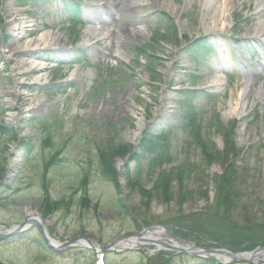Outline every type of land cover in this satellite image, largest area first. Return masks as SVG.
<instances>
[{"label": "rangeland", "instance_id": "obj_1", "mask_svg": "<svg viewBox=\"0 0 264 264\" xmlns=\"http://www.w3.org/2000/svg\"><path fill=\"white\" fill-rule=\"evenodd\" d=\"M134 1L141 7L137 16L143 21L130 15L126 27L132 35L117 48L115 57H107L90 50L97 40L88 35L92 11L86 0H48L27 7L16 0H0L1 50L12 42L6 28L12 12L32 17L30 21L38 18L46 27L43 32L60 36L59 47L70 53L62 58L46 54L52 69L41 75L45 85L29 91L30 102L21 111L7 110L0 96V229L15 228L37 214L60 242L87 236L112 246L154 224L174 233L179 220L195 215L204 219L215 211L222 197L217 181L225 172L235 173L233 193H239L232 224L245 228L244 222L250 219L264 224V101L257 97L264 89V67L248 62L249 54L264 47L243 41H258L260 36L256 30L260 20L252 17L258 1L229 5L225 25L214 35L204 29L205 14L224 11V0L213 1L217 4H209L206 11L201 0ZM76 6L80 12L72 18L68 11ZM164 15L174 20L177 38L160 24ZM71 20L75 29L69 25ZM114 28L111 24L106 30ZM199 40L224 59L234 50L251 46L249 54L225 64L227 80L216 88L211 76L225 65L216 62L213 54L193 56L191 47ZM26 41L27 36L16 45ZM138 54H145L146 61L139 62ZM239 63L244 64L238 67ZM3 67L1 62L0 84L9 88V81H3L2 75H7ZM151 79L156 86L150 85ZM187 90H195L192 99L182 98ZM43 101L46 107L37 110ZM190 107L199 114L191 131L180 125L184 108L188 115L193 111ZM198 128L199 145L192 137ZM168 130L170 160L151 170L146 161L138 175V161L132 158L142 156V140L147 135L159 138ZM113 142L132 147L114 160L117 185L101 170L99 158V149L108 150ZM172 171L176 180L166 199L157 186L160 180L166 183ZM161 172L166 173L164 178ZM218 244L227 248L224 242ZM154 249L150 245L142 251L107 252L105 260L107 264H145L146 252ZM95 258L85 248L50 250L35 227L0 242V264H94ZM185 262L192 259L181 255L171 264Z\"/></svg>", "mask_w": 264, "mask_h": 264}, {"label": "bare ground", "instance_id": "obj_2", "mask_svg": "<svg viewBox=\"0 0 264 264\" xmlns=\"http://www.w3.org/2000/svg\"><path fill=\"white\" fill-rule=\"evenodd\" d=\"M213 1L220 2V0H201L205 11L210 10L207 8L209 4H217L212 3ZM224 1H226L227 5L224 11L216 9L214 15H211V12H208V15L205 14L207 25L204 29L210 35H214L215 32L224 27L227 14L230 11L229 5L243 6L240 0ZM257 1L258 8L252 17L260 20L256 30L260 31L259 44L264 46V2L261 4L259 0ZM85 5L92 11V15L88 18V23L91 25L88 35L97 40L96 44L90 47V50L95 55L115 57L117 48L121 44L126 43L125 40L132 35L131 30L126 27V22L130 15L136 16L139 23L143 21V18L137 16V10L141 9V7L134 0H86ZM146 8H148V5L144 9ZM30 19L32 17H24L12 12L8 13L6 28L8 35L12 37V42L8 45L7 50L4 51L1 50L0 45V63L4 62L2 72L7 73L5 76L2 75L3 81L6 79L10 83L9 88L4 87V84H0V96L7 110L21 111V108L27 102H30L29 91L35 86L41 88L45 85V83H41L43 80V76L41 75L50 70V67L47 65L49 59L46 58V54L55 55L58 58L70 54L59 47L61 44L60 36L44 33L43 31L46 27L39 22V19L36 18L32 21ZM111 24H114L115 28L109 32L106 30V27ZM49 29H53V25H50ZM35 34L36 38L32 41L25 42V45L22 46L16 45L17 42L23 40V37ZM254 39L252 38V40ZM248 40L249 38L243 39L245 42ZM238 53L236 52L234 55ZM233 57V55L230 56L224 63H229ZM245 68L247 69V67ZM218 86L220 87L222 84L218 83ZM257 97L258 100L262 99L264 101V89L257 93ZM42 107H46L44 101L37 107V110H41ZM32 110L30 109V111ZM32 216L40 220L37 215L34 214ZM156 232L154 235L145 236V238L148 239L149 236L157 238L156 244L159 247L161 242L178 245L174 239L168 236L167 232L160 230ZM132 245L138 246L139 242L134 241L131 243ZM259 259L262 260V258Z\"/></svg>", "mask_w": 264, "mask_h": 264}, {"label": "trees", "instance_id": "obj_3", "mask_svg": "<svg viewBox=\"0 0 264 264\" xmlns=\"http://www.w3.org/2000/svg\"><path fill=\"white\" fill-rule=\"evenodd\" d=\"M21 4H26L30 1H37V0H17ZM1 6V5H0ZM1 22V17H0ZM169 26L165 27V30H169L170 34L177 38L178 32L177 29L172 27L173 20L168 19ZM138 58H142L138 55ZM153 83H155V80H153ZM186 112L184 113V116H186ZM188 123L189 126L192 128L194 123L197 120V117L194 113H190L188 115ZM169 132L165 133L161 137L153 138V136L147 135L145 140H142L141 142V151L142 156L140 158L133 156L132 160L136 159L138 161L139 171H137V174L139 175L142 170V164L146 159V155L150 156L151 159L149 160V163L147 164L149 169H152L154 165L156 166L159 163H163L165 161L170 160L169 156V149L167 148V138H168ZM197 136V137H196ZM192 137L196 138V143L199 145L201 140L198 137H201L200 135V128H198L197 134L192 133ZM15 140L17 138L15 137ZM21 143V142H20ZM132 147L129 146H123V145H117L116 143L107 150L105 149L102 151L99 149V158H100V165L101 170L105 173H107V177L109 180L113 182V184H118V175L115 173V162L114 160L118 157H121L122 155H125L127 153V150H129ZM237 172V171H236ZM162 174H166L165 172H161ZM237 174V173H236ZM169 180L164 183L163 180H160L158 186H157V192L159 191L162 194L165 195V198L168 199L171 196V186L170 184L173 182V180H176L173 178L175 175L173 171L168 174ZM181 176L182 175H177ZM164 178V176H161ZM180 177V178H181ZM183 178V177H182ZM178 182H182V179H178ZM184 181V178H183ZM218 187H219V193L222 194V197L217 199L216 204L214 206V212H210L204 219H200L199 215L192 216L193 219L186 218L178 221V224H176V227L179 229L181 235L187 239H192L194 241H198L200 243L206 244V246H211L213 244H218L221 242L226 243V245L229 249L233 251H249L254 249L258 244H264V224L257 225L253 224L254 221L246 220L244 222L245 228L242 226H237L232 224V213L235 209L238 208L237 200L239 198L238 193L234 194V186L235 182H237L235 173H228L225 172L223 175L219 176L218 178ZM183 188V186H180ZM45 192H48V188H45ZM145 194L148 191H143ZM218 193V194H219ZM148 194V193H146ZM262 206H264V202H261ZM211 209V208H210ZM198 222H197V220ZM201 226H200V225ZM190 226H193V228H196V231L191 228ZM205 234V235H202ZM227 237H231L228 239ZM253 237V238H248ZM259 237V238H258ZM238 240V242H236ZM250 242H254L251 244H248ZM257 242V243H256ZM248 244V245H247ZM222 245V244H219ZM160 262L167 263L168 260H165L164 258L160 260ZM158 264V263H155ZM169 264V263H168ZM186 264H218L215 261L207 260V261H201L198 263H186Z\"/></svg>", "mask_w": 264, "mask_h": 264}, {"label": "water", "instance_id": "obj_4", "mask_svg": "<svg viewBox=\"0 0 264 264\" xmlns=\"http://www.w3.org/2000/svg\"><path fill=\"white\" fill-rule=\"evenodd\" d=\"M41 227V226H40ZM42 228V227H41ZM43 230V228L41 229V231ZM44 233V230H43ZM45 234V233H44ZM46 239V236H45ZM259 250H263L264 249H259ZM202 253L206 255V257H212L213 254L219 253V254H226V255H230V257L232 258V261H229L228 263H237V262H242L244 260L240 259L239 256L236 255H232L231 253L227 252V251H215V250H202ZM214 258V257H212Z\"/></svg>", "mask_w": 264, "mask_h": 264}]
</instances>
